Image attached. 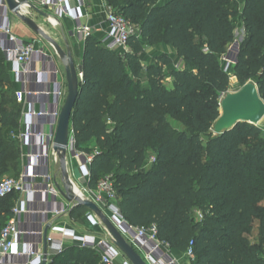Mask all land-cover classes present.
Instances as JSON below:
<instances>
[{
    "label": "trees",
    "instance_id": "16d2710c",
    "mask_svg": "<svg viewBox=\"0 0 264 264\" xmlns=\"http://www.w3.org/2000/svg\"><path fill=\"white\" fill-rule=\"evenodd\" d=\"M107 1L136 32L126 51L111 50L92 34L84 39L71 127L74 150L93 157L88 187L96 190L111 175L123 219L155 226L157 240L182 257L193 242L191 264H264L261 242L250 238L257 223L264 243V134L247 122L209 134L230 89L222 56L233 55L230 68L240 85L256 80L264 100V0H245L242 12L237 0ZM240 17L247 36L233 47ZM162 44L183 63L170 72L173 89L165 85L169 54L147 65L141 59L147 47ZM15 92L0 51V178L22 171ZM169 118L187 130L173 129ZM13 195L0 198V233L13 217ZM87 212L77 205L67 214ZM100 257L74 246L49 264H101Z\"/></svg>",
    "mask_w": 264,
    "mask_h": 264
},
{
    "label": "built area",
    "instance_id": "2783aa9c",
    "mask_svg": "<svg viewBox=\"0 0 264 264\" xmlns=\"http://www.w3.org/2000/svg\"><path fill=\"white\" fill-rule=\"evenodd\" d=\"M86 0H42L43 5L57 6L60 11L75 20L78 25L76 28L79 39L84 40L90 35V28L83 24L81 21L82 12ZM0 10H4L2 14L3 20L0 21V46L2 51L12 60L13 68L12 72L16 76V80L23 84V88L15 92L16 99L19 103L23 102L25 95L31 93L24 81V76L27 74V70L23 67L24 64L29 62L33 55L40 52L36 49L35 41H27L21 39L12 32L10 22L8 19V5L6 0H0ZM107 22L109 23V32L102 39L103 44L111 50H123L127 47L128 40L132 34L136 32L134 26L123 16L117 14L112 8L108 10ZM228 56V55H227ZM224 56L225 58H228ZM228 64L225 70H228L232 64L231 60H227ZM32 72V71H31ZM55 74H58L57 70H54ZM79 79H83V73L79 74ZM56 96L55 108L52 112L44 110H36L32 108L27 114L26 125L29 127V118L36 116L49 117L44 125L42 133L35 134L32 131L23 132L14 135L22 144L28 146L34 150L29 152L32 165L36 164L42 159H49L50 155L54 152V140L55 133L58 125V120L63 106L66 88L64 84L56 81V90L54 92ZM38 140V145H33V140ZM75 140L73 134L70 138V151L72 156L81 161L80 167L85 177L90 178V163L92 161V155L84 154L74 150ZM154 157L150 160L153 162ZM37 179H42L43 183L32 186V182ZM14 192L23 193H45L51 195L56 200V205L49 209L42 211V214L50 218H58L61 215L67 214L69 207L62 201L63 196L54 183L53 177L50 174L48 168L42 173L35 172L33 170L28 173H24L20 177H7L0 180V198L5 197ZM93 201L101 208L108 210L113 214V218L110 219L115 226L122 232L126 239L142 249L143 256L148 264H178L168 249V245L161 243L157 240L156 227L150 228L134 227L128 224L120 214L117 206L118 196L114 189L111 175L103 178L95 190ZM20 215L21 210L19 208L14 209V217L3 227L0 233V264H4L9 257L13 255L14 250L19 245L21 239L30 232L24 231L20 227ZM94 225L104 226L102 221L93 215H89ZM105 228V237L94 236H80L67 227L54 226L53 230L47 234V244L51 250L55 252H61L65 241H73L80 244L85 248H92L99 251L101 256V264H116L119 257L124 256L121 250L115 245L111 235ZM37 234L43 236V230L37 231ZM26 262L22 264H43L44 254L42 251V244L38 245L37 249L28 250L24 253ZM190 260L194 258L193 242L190 243V248L185 254ZM125 264H132L127 258Z\"/></svg>",
    "mask_w": 264,
    "mask_h": 264
},
{
    "label": "crops",
    "instance_id": "0c3cea01",
    "mask_svg": "<svg viewBox=\"0 0 264 264\" xmlns=\"http://www.w3.org/2000/svg\"><path fill=\"white\" fill-rule=\"evenodd\" d=\"M35 4L42 12L46 13L48 17H44L41 14L35 12L31 8L23 9V12L29 16H31L35 21L36 18H41V20H37V24L47 33L49 34L63 49L66 50V42L70 45L72 50V54L74 60L78 66L82 65V55H83V46L84 40L79 39L76 28L78 25L77 20L74 18L62 13L57 6L51 5H43L42 0H30ZM170 0H161V4H165ZM239 3V10L242 12L243 7L245 5V0H237ZM111 8L107 0H86L83 8L81 9L82 18L81 21L83 24L87 25L91 32L90 34L102 40L106 34L109 32V23L107 22V14L108 10ZM14 15V17L18 20V22L12 23L10 16ZM8 19L10 22V26L12 32L16 34L15 29H20L22 33H24V37H20L21 39L27 41H35V47L40 52H37L33 55L32 59L23 65L28 71L26 76H24V81L26 82L27 89L31 92L25 95V99L23 102L19 103L21 108V127L17 134L32 131L35 134H39L43 132L44 125L49 117L44 116H36L29 118V127L26 125V114L32 109L36 110H44L48 112H52L55 108V100L56 96L54 94L56 90V81L64 84V88H66V78H65V68L62 60L56 54L53 46L42 36L36 34L27 24H25L20 18H18L14 13L10 10L8 11ZM23 22L24 25L20 24ZM14 24V26H13ZM236 41L243 42L247 36V33L244 28L243 20L240 17L238 26L234 32ZM148 48V47H147ZM146 48V51L148 50ZM151 47H149L150 49ZM154 50L153 56L160 55V50L163 49V53H169L172 57H177L180 60L182 65V60L177 56L176 51L173 47L162 44L159 46H154L151 48ZM128 50V47L123 49L122 51ZM0 51L3 54L5 64L9 70V74L11 77V81L15 87V91L22 89L23 84L16 80V76L12 72L13 62L12 60L2 51L0 46ZM182 67V66H181ZM54 70L58 71L56 75ZM32 71V72H31ZM174 87V83H173ZM1 104V97H0ZM20 149H21V159H22V171L16 177L22 176L24 173H28L33 170L35 172H44L46 168L50 171V174L53 177L54 183L60 182L61 179V167H60V159L55 154L52 153L50 158L42 159L36 164L32 165L31 159L28 156L29 152L34 150V147L31 148L22 144L20 141ZM38 140H33V145H38ZM94 146L95 144L92 143ZM95 147V146H94ZM74 158V157H73ZM81 161L74 158V164L70 167V160L67 157V167L68 172L70 174L71 180L76 185L74 187V191L77 195L93 200L95 190H91L88 187L89 178L84 176V173L80 167ZM55 164V170H53ZM8 175H16L14 171H9L4 174L0 180L9 177ZM43 183L42 179H37L35 182H32V186H37ZM57 186V184H56ZM15 195L10 197V202L13 204V217H14V209L19 208L21 210L20 215V227L22 230L30 232L27 233L20 241L17 248L14 250L13 255L8 258L4 264H22L26 262V257L24 253L28 250L37 249L38 245L42 244V251L44 254V234L47 230V234H49L54 226L58 227H67L72 229L76 235L80 236H94L97 238L107 236L105 233L104 226L94 225L93 221L89 217V210L83 216H74L71 217L68 214H64L59 216L58 218H50L44 214L42 211L54 207L56 205V200L53 196L45 194V193H23V192H14ZM62 201L66 203L69 207V210L74 207L73 203L68 202L64 197ZM104 213L108 216V210L102 208ZM94 216V215H93ZM12 217V218H13ZM109 217V216H108ZM11 218V219H12ZM10 219V220H11ZM9 220V221H10ZM43 230V236L37 234V231ZM82 247L77 242L73 241H65L63 245V250L69 247ZM140 252L142 249L136 247ZM99 253L98 250L92 249ZM62 250V251H63ZM170 253L174 259L177 260L178 264H188L185 260V257L177 254L174 251L170 250ZM59 254V252H55L51 250L49 245L47 244V259L46 264H49L55 255ZM100 254V253H99ZM45 257V254H44ZM126 257L121 256L117 259L116 264H125Z\"/></svg>",
    "mask_w": 264,
    "mask_h": 264
},
{
    "label": "water",
    "instance_id": "95a60500",
    "mask_svg": "<svg viewBox=\"0 0 264 264\" xmlns=\"http://www.w3.org/2000/svg\"><path fill=\"white\" fill-rule=\"evenodd\" d=\"M8 9L27 24L36 34L45 38L54 48L60 57L65 68L67 94L61 108L58 125L55 133L54 152L60 159L61 183L57 182V188L61 195L74 206L83 205L88 208L89 215L97 216L109 234L115 245L132 264H148L142 253L130 243L122 232L115 226L112 220L104 213L102 208L93 200L81 197L76 194V186L70 178L67 167V157L72 155L70 151V138L72 135L71 117L74 106L79 95V74L83 73V67L78 66L74 60L70 45L66 42V50L63 49L49 34H47L37 22L23 12L25 8H31L44 17H48L30 0H6ZM235 41L234 46L238 45ZM221 114L213 124L214 135L224 134L232 130L238 123L247 122L258 125L264 118V100L259 94V89L253 81L246 82L236 92L227 93L222 97ZM121 214V213H120ZM44 263L47 259V230L44 234Z\"/></svg>",
    "mask_w": 264,
    "mask_h": 264
},
{
    "label": "rangeland",
    "instance_id": "374dc122",
    "mask_svg": "<svg viewBox=\"0 0 264 264\" xmlns=\"http://www.w3.org/2000/svg\"><path fill=\"white\" fill-rule=\"evenodd\" d=\"M10 16V15H9ZM10 18H11V20L13 21L12 23H15V22H18V20L14 17V15H11L10 16ZM39 21V20H41V18H36V21ZM20 24L22 25H24V23L21 21L20 22ZM13 26H14V24H13ZM17 35H19V36H21V37H24V33H22V31L20 30V29H15V31H14ZM159 46V45H158ZM152 48V47H151ZM149 49V47L147 48L148 50L146 51V53H144V54H141V59L143 60V62H144V64H150L151 62H152V58L153 57H155V56H153V54H154V50H152V49ZM162 52H164V50L163 49H161L160 50V55H162ZM163 54H169V53H163ZM170 55V54H169ZM171 56V55H170ZM228 58H225L224 56H222L221 57V64H222V66L224 67V69H225V67L227 66V64H228V61L227 60H231L232 61V64L234 63V58H233V55L232 54H229L228 56H227ZM172 60H173V63L170 65V66H167V67H165V74H166V80H165V85H166V87L168 88V89H173V83H174V79H173V77L170 75V72H171V70L172 69H179V68H181V66H183V63H182V65H181V63H180V60L177 58V57H172ZM230 67H231V65H230ZM229 67V69H228V71H230V75H231V80H230V89H229V93H231V92H236V91H238L239 89H241L242 88V86L240 85V83H239V81H238V79L234 76V74H233V71H232V69ZM231 69V70H230ZM254 83H256V80H252ZM66 94H67V86H66ZM66 96V95H65ZM224 96V95H223ZM222 96V97H223ZM169 122H170V125H171V127L173 128V129H176V130H179V131H185V130H187V128H186V126H185V124H184V122L183 121H181L180 119H175V118H169ZM260 129H261V131H262V133L264 134V119L257 125ZM209 134L211 135V134H213L214 135V133H213V129H211L210 131H209ZM209 134L208 135H203L202 136V138H203V140L204 141H207L208 140V136H209ZM68 158H69V160H70V167L74 164V158H73V156L72 155H68ZM151 162V161H150ZM53 170H55V164H54V167H53ZM9 177H16V176H18L17 174L16 175H8ZM60 182H62L61 181V179H60ZM262 204H264V201L262 202ZM201 212H202V208L199 206V207H197L196 208V210H195V215L196 216H198V217H200L201 215ZM108 216L112 219L113 218V214L112 213H110V212H108ZM250 238H251V240L253 241V242H257V243H259V242H261V245L263 246V248H264V243L261 241V238H260V235H259V231H258V224L256 223L255 224V230H254V232H253V234H251V236H250ZM142 253V252H141ZM142 255H143V253H142ZM185 257V256H184ZM100 259H101V257H100ZM185 260L187 261V263L188 264H191V261H190V259H188L187 257H185Z\"/></svg>",
    "mask_w": 264,
    "mask_h": 264
},
{
    "label": "bare ground",
    "instance_id": "6f19581e",
    "mask_svg": "<svg viewBox=\"0 0 264 264\" xmlns=\"http://www.w3.org/2000/svg\"><path fill=\"white\" fill-rule=\"evenodd\" d=\"M264 119V118H263Z\"/></svg>",
    "mask_w": 264,
    "mask_h": 264
}]
</instances>
